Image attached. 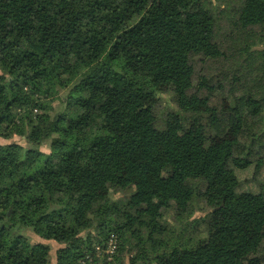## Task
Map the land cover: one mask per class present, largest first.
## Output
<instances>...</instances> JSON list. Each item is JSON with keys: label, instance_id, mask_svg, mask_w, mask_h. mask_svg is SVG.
I'll list each match as a JSON object with an SVG mask.
<instances>
[{"label": "trees", "instance_id": "1", "mask_svg": "<svg viewBox=\"0 0 264 264\" xmlns=\"http://www.w3.org/2000/svg\"><path fill=\"white\" fill-rule=\"evenodd\" d=\"M210 61L227 66L243 145L192 128ZM157 87L175 107L161 125ZM223 117L208 123L220 136ZM13 137L28 147L0 145V264H50L25 229L60 245L56 264H264V0H0V138ZM155 148L156 193H116L122 159ZM251 166L259 191H239Z\"/></svg>", "mask_w": 264, "mask_h": 264}, {"label": "rangeland", "instance_id": "2", "mask_svg": "<svg viewBox=\"0 0 264 264\" xmlns=\"http://www.w3.org/2000/svg\"><path fill=\"white\" fill-rule=\"evenodd\" d=\"M196 71L200 77H205L207 80L206 85L203 87L205 94V89L211 87L210 91L215 89V92L209 96L205 97L200 105V109L203 110L202 124L192 125L193 130L198 133L199 140L201 142L217 144L224 140H236L240 143L244 141V137H239V130L243 128V115L238 111V109L231 105L227 100L228 90L230 89V75L227 72V66H224L219 62H206L205 65L198 63L196 65ZM197 75V79L198 78ZM202 78V79H203ZM203 81V80H198ZM219 85V87H216ZM216 87V88H215ZM156 95L146 101L147 106L155 107L158 110V124L161 125L162 113L166 109H175L173 104L172 96L167 93L164 87H157ZM61 96L65 93L60 92ZM54 113L62 111L63 105L56 104L54 106ZM213 108L219 109L215 111ZM219 113L224 115V127L223 135L220 136V130H215L211 123L212 121H218ZM222 129V128H221ZM243 139V140H242ZM12 143H19L23 147H28L24 140L20 137H13L10 140H4L0 138V145H8ZM245 144V143H244ZM43 153L49 154V141H45L41 146ZM264 156V155H262ZM162 156L159 148H155L150 151H145L142 153L127 154L122 159V164L120 167V172L118 176H110L112 183L117 186L118 191L116 193H137L145 199L151 198L158 188L159 175L161 174L160 169L162 165ZM254 173V167L251 166L247 171L238 173V177L241 179V185L239 191L249 190L252 192H258V186L256 182L252 181V174ZM259 179L264 182V167L259 173ZM101 192L107 194L108 190L106 187H101ZM172 211L168 214L162 211H156L155 215L164 216L168 222H172ZM204 214L198 211L194 217H200ZM264 216V211L258 215V219ZM257 227V222L252 224H247L244 227L245 233L250 235L252 231ZM23 234L30 240L31 243H45L50 246V264H56L57 255L56 251L60 248V245L54 241H44L39 237L35 236L31 230L25 229ZM110 244V243H109ZM109 248L107 249V251ZM106 251V252H107Z\"/></svg>", "mask_w": 264, "mask_h": 264}, {"label": "built area", "instance_id": "3", "mask_svg": "<svg viewBox=\"0 0 264 264\" xmlns=\"http://www.w3.org/2000/svg\"><path fill=\"white\" fill-rule=\"evenodd\" d=\"M114 248H115V240L111 239V243H110V246H109V252L112 253Z\"/></svg>", "mask_w": 264, "mask_h": 264}]
</instances>
